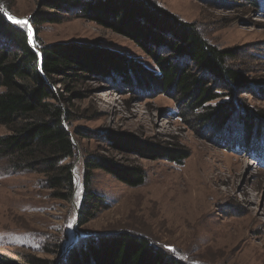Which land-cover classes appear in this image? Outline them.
<instances>
[{"label": "rangeland", "instance_id": "374dc122", "mask_svg": "<svg viewBox=\"0 0 264 264\" xmlns=\"http://www.w3.org/2000/svg\"><path fill=\"white\" fill-rule=\"evenodd\" d=\"M150 1L191 24L209 44L233 54L226 64L238 73L239 84L212 104L234 98L245 109L264 110V10L254 0ZM37 10L58 12L47 0H0L6 19L11 23L15 22L8 15L28 19L31 38L37 37L42 45L99 44L127 65L141 67L137 73L144 81L148 79L141 76L142 70H156L130 38L90 21L79 9L60 11L57 20L39 24L36 34L30 16ZM4 43L0 36L1 46ZM182 63L194 70L186 59ZM115 73L112 78L85 73L71 88L56 85L59 92H83L71 102L70 128L85 131L82 136L72 134L75 199L53 197L41 187V174L12 171L7 160L0 159V264H59L82 237L121 231L146 238L186 264H264V165L221 142L186 107L182 119L178 113L186 100L179 93H162L155 85L149 89L127 85ZM128 74L136 77L133 71ZM234 127L238 135L244 130L237 122ZM106 130L142 141L178 143L189 156L180 164L122 156L109 149L102 136ZM5 133L0 125V136ZM98 154L140 165L146 175L142 185L130 187L95 170L88 188L105 195L110 206L79 225L83 159ZM197 193L206 203L195 202L185 210L184 198L193 199Z\"/></svg>", "mask_w": 264, "mask_h": 264}, {"label": "trees", "instance_id": "16d2710c", "mask_svg": "<svg viewBox=\"0 0 264 264\" xmlns=\"http://www.w3.org/2000/svg\"><path fill=\"white\" fill-rule=\"evenodd\" d=\"M47 1L58 12H34L30 21L36 34L39 24L57 20L60 11L79 9L90 21L130 38L149 56L156 70L153 73L142 70L141 76L144 74V79L151 80L144 81L137 73L141 67L127 65L99 44L42 45L35 37L34 46L41 54L39 67V57L29 45L25 26L11 23L0 12V36L5 42L0 44V125L6 128V133L0 136V159L5 158L12 171L41 174V187L49 189L53 197L75 199L70 160L75 156L76 145L72 136L85 131L76 128L72 132L70 128L74 113L71 102L83 92H59L56 85L71 88V83L84 78L85 73L112 78L114 72L127 85L137 83L141 89L155 85L162 93H179L186 100L178 113L182 119L185 120L186 107L195 112L194 119L209 125L221 142L251 154L256 164L264 165V110L245 109L234 98L212 104L224 92L233 93L239 84L238 73L226 64L233 57L230 50L209 44L191 24L178 20L150 0ZM254 3L264 10V0ZM185 59L194 70L183 65ZM128 71H133L136 77L129 76ZM219 88L225 91H218ZM235 122L244 126L240 135ZM102 136L109 149L122 156L164 159L178 164L189 156L185 146L170 141H142L134 135L111 130L103 131ZM95 170H103L130 187L142 185L146 175L140 165L116 156L98 154L84 158V190L76 215L79 225L110 206L105 195L88 188ZM59 264L186 263L144 237L121 231L82 237L64 252Z\"/></svg>", "mask_w": 264, "mask_h": 264}, {"label": "water", "instance_id": "95a60500", "mask_svg": "<svg viewBox=\"0 0 264 264\" xmlns=\"http://www.w3.org/2000/svg\"><path fill=\"white\" fill-rule=\"evenodd\" d=\"M8 16H11V15H8ZM15 18V17H14ZM17 20H26L27 23V30H28V42H29V45L32 47V49L37 53L38 57H39V67H40V64H41V54L40 52L37 50V48H35L34 46V40L31 38V30L30 28L28 27L29 26V20L28 19H23V18H15ZM14 21V20H13Z\"/></svg>", "mask_w": 264, "mask_h": 264}, {"label": "bare ground", "instance_id": "6f19581e", "mask_svg": "<svg viewBox=\"0 0 264 264\" xmlns=\"http://www.w3.org/2000/svg\"><path fill=\"white\" fill-rule=\"evenodd\" d=\"M185 190V189H184ZM198 195V193L195 195V196H197ZM195 196H194V198H195ZM187 199L186 200V198H184V200H185V203L183 204V203H181V204H183V207H184V209L186 208V209H188L193 203H195V202H200V201H202V202H204V203H206L203 199H202V194L201 193H199V195L195 198V199ZM186 206V207H185ZM200 208V207H199ZM185 209V210H186ZM203 236H208V235H203Z\"/></svg>", "mask_w": 264, "mask_h": 264}, {"label": "snow or ice", "instance_id": "6c2138e0", "mask_svg": "<svg viewBox=\"0 0 264 264\" xmlns=\"http://www.w3.org/2000/svg\"><path fill=\"white\" fill-rule=\"evenodd\" d=\"M9 19L14 20V22L17 23V24H26L27 23L26 20H17L14 17H11V16H9Z\"/></svg>", "mask_w": 264, "mask_h": 264}]
</instances>
